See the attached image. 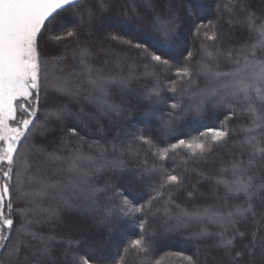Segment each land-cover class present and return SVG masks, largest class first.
<instances>
[{
    "label": "snow or ice",
    "instance_id": "obj_1",
    "mask_svg": "<svg viewBox=\"0 0 264 264\" xmlns=\"http://www.w3.org/2000/svg\"><path fill=\"white\" fill-rule=\"evenodd\" d=\"M184 3L0 0V264H264V0Z\"/></svg>",
    "mask_w": 264,
    "mask_h": 264
},
{
    "label": "trees",
    "instance_id": "obj_2",
    "mask_svg": "<svg viewBox=\"0 0 264 264\" xmlns=\"http://www.w3.org/2000/svg\"><path fill=\"white\" fill-rule=\"evenodd\" d=\"M193 4L203 5V12L201 13L207 18H211V14L214 12V0H185L183 7L185 9L191 7ZM259 6V5H258ZM193 45V37L191 31L185 27H181L180 35L178 38L177 48L191 47ZM198 41L196 42V47H198ZM173 53H175V49H173ZM199 58V57H197ZM134 91H139V86L134 88ZM125 99H131L132 107L129 110L131 115L130 119L135 123V128L140 129L143 128L149 132H157L160 129V121L157 117L160 116V113H156L155 115H148L149 109L147 108V102L143 100H138L136 97L125 96ZM163 107V106H161ZM128 115V113H126ZM219 115V119L223 118V115L218 113H212L209 116H206L203 120L190 122L186 121L185 123L189 127H199L201 123L211 124L213 122L218 123L219 119H215V116ZM113 135H115L116 128L112 127L111 129ZM94 138V137H91ZM90 138V139H91ZM111 139V136L109 137ZM85 151H88V144L86 143ZM166 166L171 168L173 166V161H168ZM108 176H104L99 178L98 185L103 186L104 181L108 179ZM114 183H121L120 177L111 176L110 177ZM180 200H177V203H180ZM82 219V218H81ZM86 231V235H88L92 242H94L97 246H102L105 250H113L115 248V237L109 238L107 236L106 230L102 227L96 225V223L92 220L82 221ZM127 228L129 230H134V226L131 223L127 224ZM188 236V232H180V233H171L164 234L160 232L156 235L155 239L157 244L160 246L158 250V254L156 258L159 256H164L163 264H186L185 261L181 260L180 257L174 255L178 252H184L185 255H191L193 251L196 249V242L192 240L186 239ZM167 253H173L171 256H167Z\"/></svg>",
    "mask_w": 264,
    "mask_h": 264
}]
</instances>
